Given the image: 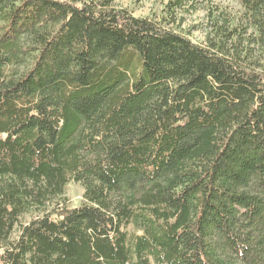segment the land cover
<instances>
[{"label": "trees", "instance_id": "trees-1", "mask_svg": "<svg viewBox=\"0 0 264 264\" xmlns=\"http://www.w3.org/2000/svg\"><path fill=\"white\" fill-rule=\"evenodd\" d=\"M115 1L0 0V264H264V0Z\"/></svg>", "mask_w": 264, "mask_h": 264}, {"label": "rangeland", "instance_id": "rangeland-1", "mask_svg": "<svg viewBox=\"0 0 264 264\" xmlns=\"http://www.w3.org/2000/svg\"><path fill=\"white\" fill-rule=\"evenodd\" d=\"M168 0H116L113 6L116 9H125L133 17L140 19H151L160 22L164 17V8ZM213 7L217 12H225L230 16L239 12L237 0H212ZM210 9L207 1L203 0L197 4L195 9L177 11L173 17V23L166 28L173 30L189 38L196 45H204L205 37L209 30L208 11ZM170 20H166L167 23ZM84 202L83 188L76 183H69L63 196V203L66 207H79ZM29 221L25 217L23 222ZM18 236V229L12 234V240Z\"/></svg>", "mask_w": 264, "mask_h": 264}]
</instances>
